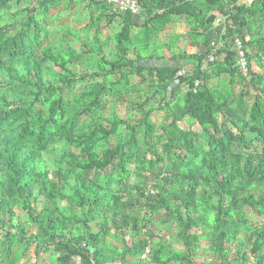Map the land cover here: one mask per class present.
Instances as JSON below:
<instances>
[{"label":"trees","instance_id":"obj_1","mask_svg":"<svg viewBox=\"0 0 264 264\" xmlns=\"http://www.w3.org/2000/svg\"><path fill=\"white\" fill-rule=\"evenodd\" d=\"M137 3L0 0V264H264V0Z\"/></svg>","mask_w":264,"mask_h":264},{"label":"rangeland","instance_id":"obj_2","mask_svg":"<svg viewBox=\"0 0 264 264\" xmlns=\"http://www.w3.org/2000/svg\"><path fill=\"white\" fill-rule=\"evenodd\" d=\"M81 14L83 15L84 12H82ZM82 15H80V17ZM215 15H216V20L214 22V25H217L219 22L223 21V17L217 13H215ZM77 19H78V13H76V10H73L72 12H70L67 15H60V17L58 18V21L56 23L52 24L51 29L56 31V30H60L62 28L68 27V26H70V24L75 23V21ZM173 27L175 30L174 32H176L178 34H183V33H185V31L188 30L186 25L182 22H177V24H175ZM103 31L105 34H107V37H110L113 34V30L110 26L105 27ZM163 40L164 41L168 40V35L164 34ZM232 43H233V40H232ZM178 45H179L180 49L185 50L187 53H191V52L195 51L194 48L189 47L186 39H181L178 42ZM233 45H234V43H233ZM166 55H169V52H165V56ZM152 61L154 62V60H152ZM153 62H151V63H153ZM178 63L182 64L184 62L182 60H179ZM253 67H254V65H253ZM254 69H255V67H254ZM241 70L243 73H246V70H243V69H241ZM118 109H119L118 113L122 117H125L126 113H125V109H124L123 105H121ZM163 116H164L163 111L157 109L151 114V120L154 123L158 124L159 122L163 121ZM189 122H190V120L188 118H184L181 122H179V126L183 129H187L190 127L191 129L196 131L198 129L196 124L189 126L188 125ZM193 231L197 232V230H193ZM174 245L178 249L182 248L181 244L174 243ZM34 248H35V245L31 244L27 250V252L29 253L30 256L20 259V261L17 264H54L55 261H54L52 254H51V251H49V250L44 251L42 249H39L38 252L36 253ZM206 248H207V246H206L205 241L201 240L199 243V247H198V254L193 256L194 261H196L197 263H202L203 261H205L206 264H209L210 259H207L206 254L204 253V250L206 251Z\"/></svg>","mask_w":264,"mask_h":264},{"label":"built area","instance_id":"obj_3","mask_svg":"<svg viewBox=\"0 0 264 264\" xmlns=\"http://www.w3.org/2000/svg\"><path fill=\"white\" fill-rule=\"evenodd\" d=\"M107 2H113L120 10L126 11L130 10L133 13H136L139 10L137 0H106ZM234 46L237 51V64L240 69L246 70V59L240 38L235 37L233 39ZM212 60V57L209 58ZM150 254V248L145 247L143 252L140 255V258L145 260L148 259ZM149 264H158L157 262L151 261Z\"/></svg>","mask_w":264,"mask_h":264},{"label":"clouds","instance_id":"obj_4","mask_svg":"<svg viewBox=\"0 0 264 264\" xmlns=\"http://www.w3.org/2000/svg\"><path fill=\"white\" fill-rule=\"evenodd\" d=\"M137 12H138V11H137ZM137 12H136V13H137ZM132 13H133V12H132ZM235 37H238V36H234L233 39H234ZM238 38H240V37H238ZM241 42H242V41H241ZM242 46H243V45H242ZM234 47H235V46H234ZM243 50H244V49H243ZM244 54H245V51H244ZM236 55H237V52H236ZM245 59H246V58H245ZM209 60H210V59H209ZM237 65H238V64H237ZM238 66H239V65H238ZM239 68H240V67H239ZM241 71H242V70H241Z\"/></svg>","mask_w":264,"mask_h":264}]
</instances>
